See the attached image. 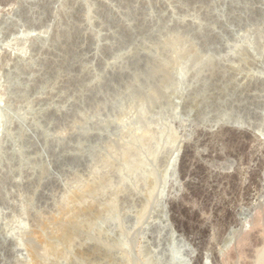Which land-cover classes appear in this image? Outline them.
Wrapping results in <instances>:
<instances>
[{"label":"rangeland","instance_id":"374dc122","mask_svg":"<svg viewBox=\"0 0 264 264\" xmlns=\"http://www.w3.org/2000/svg\"><path fill=\"white\" fill-rule=\"evenodd\" d=\"M33 261L264 264V0H0V264Z\"/></svg>","mask_w":264,"mask_h":264},{"label":"bare ground","instance_id":"6f19581e","mask_svg":"<svg viewBox=\"0 0 264 264\" xmlns=\"http://www.w3.org/2000/svg\"><path fill=\"white\" fill-rule=\"evenodd\" d=\"M240 136H241V135H240ZM183 154H184V153H183ZM186 159H187V158H186ZM186 159H185V160H186ZM184 162H185V161H184ZM184 162H183V163H184ZM186 163H188V162H186ZM186 165H187V164H186ZM188 165H189V164H188ZM185 168H186V167H185ZM186 170H188V169H186ZM186 174H187V172H186ZM183 176H184V175H183ZM83 194H85V193H83ZM88 209H89V208H88ZM68 227H69V226H68ZM65 232H66V231H65ZM62 233H63V232H62ZM66 233H67V232H66ZM66 233H65V234H66ZM70 233H71V232H70ZM65 234H64V235H65ZM66 235H67V234H66ZM68 235H69V234H68ZM64 237H65V236H64ZM59 238H60V236H59ZM69 238H70V237H69ZM67 239H68V238H67ZM68 241H69V240H68ZM50 246H51V245H50ZM50 246H49V248H50ZM50 250H51V249H50ZM37 255H38V254H37ZM31 256H32V255H31ZM33 257H34V256H33ZM38 258H40V257H38ZM34 259H35V260H39V259H36V258H34ZM32 260H33V259H32ZM33 262H35V264H38L40 261H39V262L37 261L38 263H36V261H33ZM33 264H34V263H33ZM39 264H41V263H39Z\"/></svg>","mask_w":264,"mask_h":264}]
</instances>
